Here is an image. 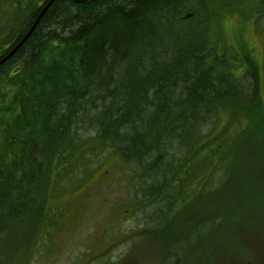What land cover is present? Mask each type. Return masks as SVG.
I'll list each match as a JSON object with an SVG mask.
<instances>
[{
  "label": "trees",
  "instance_id": "16d2710c",
  "mask_svg": "<svg viewBox=\"0 0 264 264\" xmlns=\"http://www.w3.org/2000/svg\"><path fill=\"white\" fill-rule=\"evenodd\" d=\"M47 1L26 2V31L0 50V225L26 212L34 242L48 195L112 159L128 203L155 224L214 184L247 76L206 32H157L153 15L175 0H55L12 53Z\"/></svg>",
  "mask_w": 264,
  "mask_h": 264
},
{
  "label": "rangeland",
  "instance_id": "374dc122",
  "mask_svg": "<svg viewBox=\"0 0 264 264\" xmlns=\"http://www.w3.org/2000/svg\"><path fill=\"white\" fill-rule=\"evenodd\" d=\"M28 1L0 0V41L6 42L0 50L27 28L19 2ZM262 12L264 0H175L170 11L153 15L157 32H206L224 60L232 56L234 76H247L248 104L229 121L227 158L214 159V166L224 165L214 184L197 187L151 226L143 222L144 205L128 203L112 159L82 186L48 195L49 223L34 242L28 213L2 222L0 264H94L92 253H100L103 242H116L107 264H264ZM113 233L121 237L109 239Z\"/></svg>",
  "mask_w": 264,
  "mask_h": 264
},
{
  "label": "flooded vegetation",
  "instance_id": "af4514ba",
  "mask_svg": "<svg viewBox=\"0 0 264 264\" xmlns=\"http://www.w3.org/2000/svg\"><path fill=\"white\" fill-rule=\"evenodd\" d=\"M114 239H116V238H114ZM128 242H129V240H127L126 243H121V244L122 245L128 244ZM115 244H116V242H111L109 244H108V242L101 243L102 246H100V249H99L100 253H97V254L92 253V255H94V256L92 258H90V260H93L94 264H102V262H105V264H107V262H110L112 260L111 256H112V253L115 251V249H113ZM112 249H113V251H111ZM88 251H91V250H88ZM87 253H89V252H87Z\"/></svg>",
  "mask_w": 264,
  "mask_h": 264
},
{
  "label": "bare ground",
  "instance_id": "6f19581e",
  "mask_svg": "<svg viewBox=\"0 0 264 264\" xmlns=\"http://www.w3.org/2000/svg\"><path fill=\"white\" fill-rule=\"evenodd\" d=\"M48 2H49V0L47 1V3L45 4L44 7H46V6L48 5ZM51 4H52V3H50V4L46 7L45 11L50 7ZM45 11H44V12H45ZM44 12L42 13V10H41L35 19H39V18L44 14ZM34 22H35V21H34ZM33 24H34V23H33ZM33 24H32V26H33ZM32 26H31V27H32ZM30 29H31V28H30ZM30 29H29V30H30ZM24 31H26V29H24L22 32H24ZM28 32H29V31H28ZM28 32H27V33H28ZM27 33H26V34H27ZM26 34H25V35H26ZM25 35H24V36H25ZM22 39H23V38H22ZM22 39H21V40H22ZM13 45H14V44H13ZM17 47H18V44L16 43V44L14 45V48L12 49V53L15 52V50H16Z\"/></svg>",
  "mask_w": 264,
  "mask_h": 264
},
{
  "label": "water",
  "instance_id": "95a60500",
  "mask_svg": "<svg viewBox=\"0 0 264 264\" xmlns=\"http://www.w3.org/2000/svg\"><path fill=\"white\" fill-rule=\"evenodd\" d=\"M54 1H55V0H49L48 5H49L50 3H52V2H54ZM79 2H83V3H84V1H79ZM48 5H47V6H48ZM47 6H46V7H47ZM46 7H44V8L42 9V13L45 11ZM37 21H38V19L35 20L33 26H32L31 29L29 30V32L23 37V39L19 42L18 45L22 44V43L24 42V40L29 36L30 32L32 31V29H33L34 26L36 25Z\"/></svg>",
  "mask_w": 264,
  "mask_h": 264
}]
</instances>
